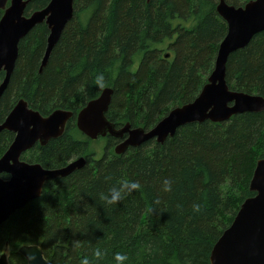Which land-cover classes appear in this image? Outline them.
Here are the masks:
<instances>
[{
	"label": "trees",
	"instance_id": "obj_1",
	"mask_svg": "<svg viewBox=\"0 0 264 264\" xmlns=\"http://www.w3.org/2000/svg\"><path fill=\"white\" fill-rule=\"evenodd\" d=\"M50 1L30 0L26 13ZM219 1L75 0L74 16L42 71L48 25L38 24L20 41L0 122L22 98L43 115L72 110L62 136L35 145L22 159L47 168L81 156L86 163L50 180L41 196L0 226V257L6 251L9 264H25L20 247L37 243L52 264H116L117 252L128 256L125 264H211L214 244L255 194L250 183L264 157V111L191 123L163 143L152 139L122 154L113 148L122 139L107 136L100 156L76 114L108 86L114 93L107 117L117 127L130 122L150 129L173 107L193 101L228 31ZM226 1L241 6L249 0ZM3 14L0 9V19ZM100 73L103 88L94 83ZM4 76L1 71L0 83ZM227 82L264 96V31L230 55ZM14 137L9 130L0 133V157ZM126 179L142 188L106 205L101 194ZM165 180L170 192L163 190ZM97 248L104 253L99 259Z\"/></svg>",
	"mask_w": 264,
	"mask_h": 264
},
{
	"label": "water",
	"instance_id": "obj_2",
	"mask_svg": "<svg viewBox=\"0 0 264 264\" xmlns=\"http://www.w3.org/2000/svg\"><path fill=\"white\" fill-rule=\"evenodd\" d=\"M74 1L51 0L46 7L27 14L30 0H10V3L0 0V9L4 10L0 19V72H5L0 83V100L15 70L20 41L38 24L48 25L50 34L40 67L42 71L74 16ZM217 11L227 22L228 31L219 45L214 69L193 101L173 107L150 129L133 127L130 122L117 127L107 117L114 93L113 87L108 86L76 114L78 128L91 139L107 136L122 139L114 147L117 154H122L129 147H138L152 139L163 143L191 123L223 122L237 114L264 111V96L231 89L227 82L230 55L245 48L256 34L264 31V0H249L241 6L220 0ZM73 116L74 111L65 108L43 115L22 98L0 122V133L3 130L15 133L14 140L0 157V226L41 196L50 180L65 177L85 165V156L58 168H47L21 158L35 145H46L51 139L62 136ZM2 174L9 177L4 178ZM250 189L255 194L244 200L231 225L214 244L211 264H264V157L257 162ZM19 252L24 257L34 254L36 260L32 264H52L37 243L24 244ZM7 257L5 251L0 264H9Z\"/></svg>",
	"mask_w": 264,
	"mask_h": 264
},
{
	"label": "clouds",
	"instance_id": "obj_3",
	"mask_svg": "<svg viewBox=\"0 0 264 264\" xmlns=\"http://www.w3.org/2000/svg\"><path fill=\"white\" fill-rule=\"evenodd\" d=\"M94 83L100 88L105 86V77L103 73L95 76ZM141 188L142 186L138 181L126 179L120 182L119 186L112 187L108 194H101L100 199L108 206L116 205L125 197V195L131 194L133 191L140 190ZM163 190L166 192H170L172 190L171 181H164ZM158 202L159 201H157V203ZM192 207L194 212H199L201 206L199 204H193ZM93 255L95 258L99 259L104 255V253L99 248H97ZM114 259L116 264H125V262L128 260V256L124 253L117 252L115 253ZM35 260L36 257L34 254H27L25 256V264H32V262ZM83 264H89V260L85 259Z\"/></svg>",
	"mask_w": 264,
	"mask_h": 264
},
{
	"label": "rangeland",
	"instance_id": "obj_4",
	"mask_svg": "<svg viewBox=\"0 0 264 264\" xmlns=\"http://www.w3.org/2000/svg\"><path fill=\"white\" fill-rule=\"evenodd\" d=\"M107 144H108V138L107 137H102V138L99 137L97 139H94V141L92 142L91 146H92L93 149H95L96 156H100L101 154H103V149H105Z\"/></svg>",
	"mask_w": 264,
	"mask_h": 264
},
{
	"label": "flooded vegetation",
	"instance_id": "obj_5",
	"mask_svg": "<svg viewBox=\"0 0 264 264\" xmlns=\"http://www.w3.org/2000/svg\"><path fill=\"white\" fill-rule=\"evenodd\" d=\"M22 158V157H21Z\"/></svg>",
	"mask_w": 264,
	"mask_h": 264
}]
</instances>
